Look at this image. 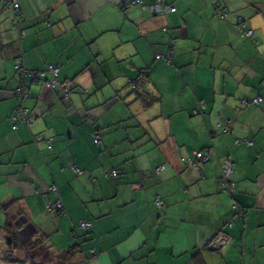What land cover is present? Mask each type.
<instances>
[{
	"label": "crops",
	"instance_id": "crops-1",
	"mask_svg": "<svg viewBox=\"0 0 264 264\" xmlns=\"http://www.w3.org/2000/svg\"><path fill=\"white\" fill-rule=\"evenodd\" d=\"M166 1L177 10L20 0L16 25L0 0V227L15 203L22 244L78 245L80 264H264V0ZM20 61L59 64L69 95L21 77ZM20 105L35 119L14 129ZM197 151L209 159L188 162ZM222 230L228 243L209 249Z\"/></svg>",
	"mask_w": 264,
	"mask_h": 264
},
{
	"label": "built area",
	"instance_id": "built-area-1",
	"mask_svg": "<svg viewBox=\"0 0 264 264\" xmlns=\"http://www.w3.org/2000/svg\"><path fill=\"white\" fill-rule=\"evenodd\" d=\"M6 4V7L8 9H10L13 14H14V22L16 25H19L22 18H21V2L20 0H1ZM136 4H145V0H123V7L124 8H128L132 5H136ZM145 8H148L151 12L156 13V14H165L167 12H175L177 10V7L175 6V4L173 3H168L166 0H152L151 3H149L148 5L145 4L144 5ZM218 10H220V8H218ZM220 14L222 17H226L227 14L226 12H223L222 10H220ZM244 27V25H243ZM170 27H166L165 30H168ZM245 34L247 36H251L253 33V30L251 29H245ZM162 56V54H158L157 57ZM16 69L19 72V74L21 75V77H30L32 78L34 81H39V80H44L45 82V86L51 89H55V88H60L63 93L68 96L70 91H71V84L68 81H62L59 78L60 75V71H61V67L59 64H49L46 68L41 69V70H28L26 68L23 67L22 62H18L16 65ZM29 87L26 84H21L18 89H17V93L19 97H28L29 96ZM262 100L261 96H257L256 98L253 99V102L255 103H259ZM245 103H247L246 101H244ZM21 106V105H20ZM20 106H18L15 110V112L13 113L12 119L14 121V129L18 128V124L20 121H25L27 123H31L32 121H34L35 117L32 114V112L28 109V108H24L21 109ZM201 110V108L199 109V111ZM35 140L38 143H41L43 140V136L42 134H39L35 137ZM95 140L98 142L100 140V136L99 134H95ZM207 160L209 159L208 156H206L202 151H197L196 152V160H192L190 158L187 159L188 162L190 163H195L198 162L200 160ZM232 173H233V166L231 164L230 161H226L225 165L223 167L222 170V176L220 178V181L222 184H228L227 188L232 189L235 186V182L230 178L232 177ZM54 191H57V187L56 186H52L51 188ZM47 209L51 212H56L57 210H63L64 206L63 203L58 200L55 203H48L47 205ZM91 226V221H82L80 223V228L81 229H87ZM226 241V237L224 235H219L218 239L216 242L219 243H224ZM23 252V255H22ZM21 254H18V256H14V259H19L21 258L20 256L22 255V257H25L24 259H27L28 257V253L26 251H22Z\"/></svg>",
	"mask_w": 264,
	"mask_h": 264
},
{
	"label": "trees",
	"instance_id": "trees-1",
	"mask_svg": "<svg viewBox=\"0 0 264 264\" xmlns=\"http://www.w3.org/2000/svg\"><path fill=\"white\" fill-rule=\"evenodd\" d=\"M174 31V29L169 28L168 31ZM166 31V30H165ZM96 134H99L98 132ZM100 136V134H99ZM96 141V140H95ZM100 141V140H99ZM98 141V142H99ZM97 142V141H96ZM192 159V158H190ZM194 161V159H192ZM204 160V159H203ZM201 160V161H203ZM109 175L118 177L119 171L117 169H114L110 172ZM222 176V174H221ZM220 176V178H221ZM233 180L231 177L230 180ZM234 181V180H233ZM221 182V181H220ZM235 182V181H234ZM228 184H223V187H225L226 192H232L234 187L232 189L227 188ZM15 203H6L4 204L5 211L8 212V222L7 224L1 228L5 230V233L7 236L11 237V247L8 251V254L5 255V259L11 260V261H25L26 259H13L14 256H18V253H15V251L22 246L24 249H26L28 253L27 260L31 264H54L55 262L59 261L62 264H80V261L78 260V255L80 254L79 246H71L70 248L62 251V252H56L55 250H52L51 246L46 243L45 239L42 237H35L33 240H31L28 244H22L20 241V238L18 236V233L15 229L13 219L11 217L12 213L19 212L21 209L19 207L12 208L11 207ZM240 211L237 212L239 215H243L246 211V209L239 207ZM234 222H230L229 225L232 226ZM219 235H224L226 237V241L224 243L216 242ZM229 241V235L226 231L222 230L216 235L213 236V238L207 243V247L211 250H219L222 248L226 243ZM1 250V246H0ZM2 258L0 255V264H1Z\"/></svg>",
	"mask_w": 264,
	"mask_h": 264
},
{
	"label": "rangeland",
	"instance_id": "rangeland-1",
	"mask_svg": "<svg viewBox=\"0 0 264 264\" xmlns=\"http://www.w3.org/2000/svg\"><path fill=\"white\" fill-rule=\"evenodd\" d=\"M4 243H2V248H3V246L5 247L6 246V242H5V239H4V241H3ZM4 249V248H3ZM2 249V252L0 253V255H1V258H2V261H1V264H31V263H29L28 261H11V260H8V259H5V255H7L8 254V250H3ZM21 252V251H20ZM17 253H19V252H17ZM22 259H24L25 257H22V255L20 256ZM13 259H14V257H13ZM44 264V263H43ZM54 264H62V263H60L59 261H57V262H55Z\"/></svg>",
	"mask_w": 264,
	"mask_h": 264
},
{
	"label": "water",
	"instance_id": "water-1",
	"mask_svg": "<svg viewBox=\"0 0 264 264\" xmlns=\"http://www.w3.org/2000/svg\"><path fill=\"white\" fill-rule=\"evenodd\" d=\"M7 242H8V244L11 243V237L10 236H7Z\"/></svg>",
	"mask_w": 264,
	"mask_h": 264
},
{
	"label": "bare ground",
	"instance_id": "bare-ground-1",
	"mask_svg": "<svg viewBox=\"0 0 264 264\" xmlns=\"http://www.w3.org/2000/svg\"><path fill=\"white\" fill-rule=\"evenodd\" d=\"M19 97V96H18ZM20 99H23L24 97H19ZM21 109H24L25 107L21 106ZM35 117V116H34Z\"/></svg>",
	"mask_w": 264,
	"mask_h": 264
}]
</instances>
